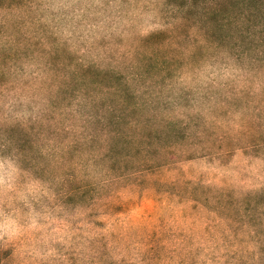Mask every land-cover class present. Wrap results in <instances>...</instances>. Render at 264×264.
Returning <instances> with one entry per match:
<instances>
[{
	"label": "clouds",
	"instance_id": "clouds-1",
	"mask_svg": "<svg viewBox=\"0 0 264 264\" xmlns=\"http://www.w3.org/2000/svg\"><path fill=\"white\" fill-rule=\"evenodd\" d=\"M221 14L223 43L213 35ZM133 133L173 138L179 162L156 214L174 232L215 197L240 209L264 197V151L250 143L264 134V0H24L8 10L0 264H154L119 152ZM254 232L248 264L264 247Z\"/></svg>",
	"mask_w": 264,
	"mask_h": 264
},
{
	"label": "rangeland",
	"instance_id": "rangeland-1",
	"mask_svg": "<svg viewBox=\"0 0 264 264\" xmlns=\"http://www.w3.org/2000/svg\"><path fill=\"white\" fill-rule=\"evenodd\" d=\"M23 3L24 0H0V20L8 10ZM226 29L227 18L221 14L214 22L217 41L223 43L231 38ZM250 143L254 154L264 151V134L254 135ZM119 152L123 169L131 174L130 182L138 190L132 218L143 222L154 264H248L253 259L246 249L252 239L248 229H254L256 237L264 235V197L249 200L242 209L230 199L215 197L202 205V212L195 207L184 212L187 232L177 233L166 225L164 215L156 214V205H164L163 196L171 186L168 174L179 162L171 134L133 133L131 139L122 142ZM146 192L152 194L145 195ZM192 213H197L194 218ZM176 240L181 243L176 244ZM260 252L259 264H264V247Z\"/></svg>",
	"mask_w": 264,
	"mask_h": 264
}]
</instances>
